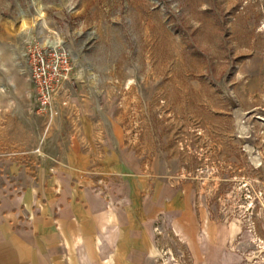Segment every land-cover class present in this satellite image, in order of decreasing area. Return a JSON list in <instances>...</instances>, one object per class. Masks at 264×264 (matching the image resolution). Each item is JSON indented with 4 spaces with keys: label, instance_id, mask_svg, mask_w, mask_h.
<instances>
[{
    "label": "rangeland",
    "instance_id": "obj_1",
    "mask_svg": "<svg viewBox=\"0 0 264 264\" xmlns=\"http://www.w3.org/2000/svg\"><path fill=\"white\" fill-rule=\"evenodd\" d=\"M48 41L73 69L65 106L37 115L25 52ZM66 138L122 168L97 200L155 203L154 264H190L159 206L185 183L226 253L264 264V0H0V186L26 195Z\"/></svg>",
    "mask_w": 264,
    "mask_h": 264
},
{
    "label": "crops",
    "instance_id": "obj_2",
    "mask_svg": "<svg viewBox=\"0 0 264 264\" xmlns=\"http://www.w3.org/2000/svg\"><path fill=\"white\" fill-rule=\"evenodd\" d=\"M87 144L66 138L39 168L35 158L26 169L35 180L19 190L26 195L0 186V264H154L155 203L133 200L123 209L92 196L97 178L122 168ZM159 206L190 264L238 263L226 253V233L196 209L190 184L170 188Z\"/></svg>",
    "mask_w": 264,
    "mask_h": 264
},
{
    "label": "built area",
    "instance_id": "obj_3",
    "mask_svg": "<svg viewBox=\"0 0 264 264\" xmlns=\"http://www.w3.org/2000/svg\"><path fill=\"white\" fill-rule=\"evenodd\" d=\"M25 65L35 114L55 115L65 106L62 93L71 80L73 68L69 51L62 45L52 47L35 42L26 49Z\"/></svg>",
    "mask_w": 264,
    "mask_h": 264
},
{
    "label": "bare ground",
    "instance_id": "obj_4",
    "mask_svg": "<svg viewBox=\"0 0 264 264\" xmlns=\"http://www.w3.org/2000/svg\"><path fill=\"white\" fill-rule=\"evenodd\" d=\"M35 13H36V16H37L38 18H43V13H42L40 7H36V8H35ZM47 45H50V46H52V47H56V46L61 45V42H60V41H48V42H47Z\"/></svg>",
    "mask_w": 264,
    "mask_h": 264
}]
</instances>
